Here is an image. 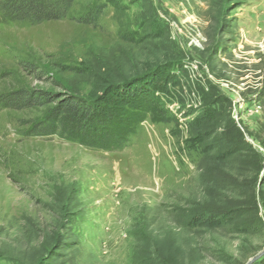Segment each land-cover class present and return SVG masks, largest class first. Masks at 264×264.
I'll list each match as a JSON object with an SVG mask.
<instances>
[{
    "label": "rangeland",
    "instance_id": "obj_1",
    "mask_svg": "<svg viewBox=\"0 0 264 264\" xmlns=\"http://www.w3.org/2000/svg\"><path fill=\"white\" fill-rule=\"evenodd\" d=\"M96 4L98 26L77 20ZM70 17L0 13V98L90 101L128 84L154 108L127 148L103 151L28 136L51 105L0 106V264H247L264 252V0H76ZM204 211L226 220L183 226Z\"/></svg>",
    "mask_w": 264,
    "mask_h": 264
},
{
    "label": "trees",
    "instance_id": "obj_2",
    "mask_svg": "<svg viewBox=\"0 0 264 264\" xmlns=\"http://www.w3.org/2000/svg\"><path fill=\"white\" fill-rule=\"evenodd\" d=\"M76 0H0L1 15L14 22L39 24L44 21L71 18V9ZM105 5L96 4L90 13L78 18L79 22L98 26ZM73 18V17H72ZM36 72L35 69H33ZM126 85L123 92L103 94L90 101L73 95L50 93L45 95L39 90L23 89L0 98V106L9 109L50 106L47 114L37 120L27 131L30 137H58L82 145L92 150L116 151L128 147L138 126L154 108V100L144 90L130 89ZM111 90V91H112ZM49 104V105H48ZM209 214L205 219L201 216ZM226 220V214H212L204 211L183 219V226L189 229L208 227L209 219ZM221 221V222H222ZM242 226V224H241ZM236 228V226L234 227ZM171 249L168 252L172 254ZM153 256L163 258L165 250L156 247ZM172 257L159 264H179ZM155 261L153 260L152 264Z\"/></svg>",
    "mask_w": 264,
    "mask_h": 264
},
{
    "label": "water",
    "instance_id": "obj_3",
    "mask_svg": "<svg viewBox=\"0 0 264 264\" xmlns=\"http://www.w3.org/2000/svg\"><path fill=\"white\" fill-rule=\"evenodd\" d=\"M264 255V252H261L259 254H257L256 256H254L253 258H251L247 264H253L254 262L258 261L262 256Z\"/></svg>",
    "mask_w": 264,
    "mask_h": 264
}]
</instances>
